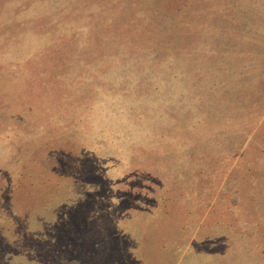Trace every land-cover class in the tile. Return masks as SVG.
Listing matches in <instances>:
<instances>
[{
	"label": "rangeland",
	"instance_id": "obj_1",
	"mask_svg": "<svg viewBox=\"0 0 264 264\" xmlns=\"http://www.w3.org/2000/svg\"><path fill=\"white\" fill-rule=\"evenodd\" d=\"M0 264H264V0H0Z\"/></svg>",
	"mask_w": 264,
	"mask_h": 264
},
{
	"label": "trees",
	"instance_id": "obj_2",
	"mask_svg": "<svg viewBox=\"0 0 264 264\" xmlns=\"http://www.w3.org/2000/svg\"><path fill=\"white\" fill-rule=\"evenodd\" d=\"M8 189H10V190H11V188H8ZM3 191H5V192L7 191V192H8V190H6L5 188H4V190H3ZM7 194H9V193H7Z\"/></svg>",
	"mask_w": 264,
	"mask_h": 264
}]
</instances>
